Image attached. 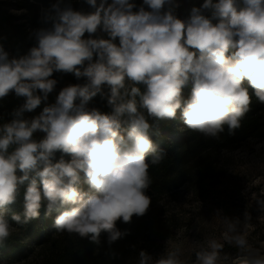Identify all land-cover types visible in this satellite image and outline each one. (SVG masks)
<instances>
[{"label":"clouds","instance_id":"obj_1","mask_svg":"<svg viewBox=\"0 0 264 264\" xmlns=\"http://www.w3.org/2000/svg\"><path fill=\"white\" fill-rule=\"evenodd\" d=\"M86 3L93 12L56 0L45 16L50 26L35 32L37 45L27 55L10 59L0 45V99L12 92L24 98L11 122L0 125V247L11 236L9 210L21 199L22 212L11 214L16 224L28 225L43 208L46 216L56 213L55 230L97 245L106 233L111 245L127 235L118 221L130 223L149 210V168L165 154L145 113L156 122L179 118L181 130L218 138L225 127L233 134L249 111L245 82L264 104V0H242L243 7L204 0L186 20L174 14L176 0H143L150 10L138 11L130 0ZM98 31L108 39L93 38ZM54 72L85 83L64 87L54 104L23 119L54 91ZM97 95L110 114L88 107ZM38 131L45 134L39 141ZM257 203L264 211V201ZM228 220L225 239L239 250V264H264L238 231L240 221ZM221 247L208 240L192 264H223ZM155 264L184 262L177 248Z\"/></svg>","mask_w":264,"mask_h":264},{"label":"trees","instance_id":"obj_2","mask_svg":"<svg viewBox=\"0 0 264 264\" xmlns=\"http://www.w3.org/2000/svg\"><path fill=\"white\" fill-rule=\"evenodd\" d=\"M66 2L71 3L75 11L85 14L94 11L86 0H66ZM130 2L136 5L134 11H138L141 6H144L145 10H150L143 5V0H130ZM216 2L218 0H213V3ZM237 2L240 7H243L242 0ZM54 3L56 0H30L26 4L29 12L22 16H15L9 13L7 2L0 0V35L3 44H11L10 47L17 57L27 55L30 49L37 45L35 32L50 26L45 23V16L51 12ZM176 3L179 6L175 8L174 14L177 18L186 20L190 16L191 9L201 7L204 0H176ZM203 14L211 18L210 11L205 10ZM84 38H88L87 33ZM93 38L108 39V36L98 31ZM115 43H119L118 38ZM51 78L57 81L54 91L37 109L25 112L23 119L31 120L38 116L44 107L54 104L64 87L85 83L84 78L77 80L71 73L54 72ZM245 86L248 87L252 102L249 111L241 119L240 126L234 130L233 134H229L225 127V131L220 133L218 138H206L197 132L181 130L183 124L179 118L175 121L156 122L145 113L149 123L153 125V130L159 132V135L153 138L164 149L165 154L159 164L149 168L151 185L147 195L151 198V204L147 213L142 217L133 216L130 223L117 222V228L127 233L122 239L109 245L107 234L102 233L100 244L97 245L87 238L59 232L54 228L56 213L46 216L43 208L38 219L28 225H18L11 221V214L22 212L21 199L10 208L8 213L15 232L11 234L6 245L0 247V264H139L143 258L140 253L145 249L143 244H148L149 240L161 235L160 232L157 233L158 228L155 226L157 222H154L157 215H153L154 209L151 211L153 205L159 201V197L205 180L211 172L216 170L219 163L217 157L219 151L234 150L243 142L264 139V104L255 98L254 90L247 85V82ZM190 90L191 86L184 90L185 98L190 95ZM23 103L24 98L17 97L13 92L0 99V125L11 122L14 111ZM88 107L95 108L102 114H110L112 111L107 100L102 99L100 95L94 97ZM44 135L38 131L34 133L33 138L39 141ZM61 155L59 152L56 154L57 161ZM64 159L70 160L71 157L65 154ZM81 188L88 191V185L83 180ZM26 240L33 242L39 248L36 253L37 261L34 263L26 261L27 249L24 246Z\"/></svg>","mask_w":264,"mask_h":264},{"label":"rangeland","instance_id":"obj_3","mask_svg":"<svg viewBox=\"0 0 264 264\" xmlns=\"http://www.w3.org/2000/svg\"><path fill=\"white\" fill-rule=\"evenodd\" d=\"M3 1L7 2L12 15L22 16L29 12L26 4L30 0ZM0 45L10 59L19 58L11 44H3L1 35ZM217 157L219 163L215 172L205 180L162 194L153 205L151 211L154 209L153 215H157L154 222L161 235L143 244L146 254L139 264L142 261L155 264L161 256L177 248L181 261L192 264L195 253L211 239L222 245L219 254L222 259L228 258L223 264H239V250L225 239L231 235L228 218L240 221L238 231L253 251L264 255V211L257 203L264 201V139L249 140L234 150L219 151ZM14 232L12 228L11 234ZM24 246L26 261H37V245L26 240Z\"/></svg>","mask_w":264,"mask_h":264}]
</instances>
